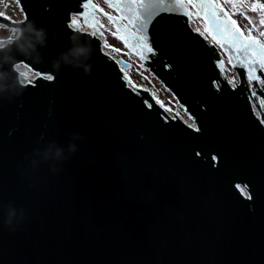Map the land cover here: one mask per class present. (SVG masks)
<instances>
[{
    "label": "water",
    "instance_id": "water-1",
    "mask_svg": "<svg viewBox=\"0 0 264 264\" xmlns=\"http://www.w3.org/2000/svg\"><path fill=\"white\" fill-rule=\"evenodd\" d=\"M14 1L23 18L0 15V25L34 22L47 41L41 63L17 56L33 76L0 100V264H264V83H249L179 10L151 22L152 53L119 39L192 128L132 85L122 74L130 63L104 54L91 29L69 27L71 15L84 23L85 0ZM72 35L92 48L90 75L52 67ZM11 208L24 212L15 232L4 224Z\"/></svg>",
    "mask_w": 264,
    "mask_h": 264
},
{
    "label": "snow or ice",
    "instance_id": "snow-or-ice-1",
    "mask_svg": "<svg viewBox=\"0 0 264 264\" xmlns=\"http://www.w3.org/2000/svg\"><path fill=\"white\" fill-rule=\"evenodd\" d=\"M105 2L109 8L118 13L117 16L105 13L108 23L116 30L117 38L123 41L125 47L136 51L141 57L145 49L148 53L153 51L147 42V31L156 16L161 12L179 10V14L191 19L193 14L187 8L190 6L196 9V15L201 17L206 25L205 33L228 54V61L232 67L245 68L249 83L252 81L264 83V80L257 75L258 70H264V43L251 35V32L256 30L259 36L264 37V31H260V27L264 26V3L250 4V11L259 13L258 24L254 23L253 18L249 17L246 12L241 11V15L252 25L248 36H245L237 26V22L230 18L229 13L216 0H115V2L105 0ZM226 2L231 4L233 14L238 8L243 9L244 7V0H226ZM83 7L86 9L81 14L84 21L83 26L91 29V34L94 36L103 35L100 29L104 25L100 24L95 17V11L102 10L97 9L91 0H85ZM80 19V16H74L69 27L73 30H80ZM122 21L126 22L123 26H121ZM105 47L108 45L105 44ZM220 67L223 68L222 61ZM22 75L27 80L28 73L22 72ZM35 75L39 76L40 73L36 72ZM44 79L51 81L53 76L47 75Z\"/></svg>",
    "mask_w": 264,
    "mask_h": 264
},
{
    "label": "clouds",
    "instance_id": "clouds-1",
    "mask_svg": "<svg viewBox=\"0 0 264 264\" xmlns=\"http://www.w3.org/2000/svg\"><path fill=\"white\" fill-rule=\"evenodd\" d=\"M18 23L23 26L10 29L7 35H0V100L8 99L10 101L14 97L20 96L26 87V79L22 75L21 62L17 60V56L31 59L33 63H41L43 60L39 49L46 47L47 30L37 27L34 22L24 23L22 21ZM69 43L71 46L67 51L60 53L51 62L53 69L59 71L62 65L70 66L73 69H82L85 75H90L92 65L87 63L92 55L90 44L82 41L76 35L69 37ZM78 138L83 139V137ZM76 151V145L70 143L68 145L69 155ZM56 157L61 163L66 159L63 157V149H56ZM51 171L57 173L59 169L53 167ZM23 216L24 212L21 210L19 218H23ZM19 218L16 209L11 208L4 219V224L11 232H15Z\"/></svg>",
    "mask_w": 264,
    "mask_h": 264
},
{
    "label": "rangeland",
    "instance_id": "rangeland-1",
    "mask_svg": "<svg viewBox=\"0 0 264 264\" xmlns=\"http://www.w3.org/2000/svg\"><path fill=\"white\" fill-rule=\"evenodd\" d=\"M216 2L221 4L224 10L229 13L230 18L237 22V26L241 29L244 35L248 36L249 29L252 28V25L249 24L248 20L245 19L243 15H241V11L246 12L249 17L253 18V22L258 24L259 13L250 11V4L255 2L264 3V0H244L243 9L238 8L235 11V14H233V9L231 7V4L227 3L226 0H216ZM97 3L100 6H103V4L100 3L99 1H97ZM0 13H2L3 16L9 18L12 21H18L23 18L22 12L14 0H0ZM195 18L196 21L194 22L195 23L194 29L195 31L199 30V33H201L200 32L201 25L203 24L197 22V20H200L197 15L195 16ZM101 22L104 25V27L101 29V32L103 33V35H101V40L103 43V50H104L103 53L108 55L110 58H112L115 61H117L119 58H123L125 61H128L130 63L127 69L122 70L123 76L128 77L132 81V85L136 86L137 88L147 90L151 94V96L155 99L157 104L167 113L169 117L173 118L175 115L189 127L195 128V125L191 120V118L183 112L182 107L175 102L171 94L165 88H163L159 84V82L153 78V76L150 73H148L145 69H143L140 65V62L136 58H134L122 46V44L113 36V30L115 29L114 28L112 29L107 24L104 18L101 19ZM10 29L11 28H6L5 26L0 27V35H7ZM260 31H264V26L260 27ZM251 35L254 38L259 39L262 43H264V37L259 36L256 30H253L251 32ZM105 44H107L108 47H105ZM111 50L113 51L111 52ZM21 67L23 72L28 73L27 78H32L33 73L29 72L28 71L29 69L22 64ZM223 75L227 80H231L232 78L236 80L235 74L227 65L225 60H224ZM123 79L125 80L126 85L129 88L133 89L131 84L124 77ZM239 188L243 195H247L244 189H242L241 187Z\"/></svg>",
    "mask_w": 264,
    "mask_h": 264
},
{
    "label": "built area",
    "instance_id": "built-area-1",
    "mask_svg": "<svg viewBox=\"0 0 264 264\" xmlns=\"http://www.w3.org/2000/svg\"><path fill=\"white\" fill-rule=\"evenodd\" d=\"M74 16H76V15H71V20H72V18ZM195 19L196 18H192V20L189 21V25L192 28V30H194V31H195V29H194L195 23L194 22L196 21ZM197 22L200 23V24L202 23L200 20H197ZM70 23H71V21H70ZM80 24H81V29L79 31L89 32V28L83 26L84 23L82 22L81 19H80ZM200 32H201L200 34L203 35V37L207 40V42L217 46V44L212 40V38L210 36H208L207 33H205L203 25H201V31ZM198 33H199V31H198ZM95 36L100 40V42H101V50H102V52H104L103 43H102V40H101V35H95ZM233 80H234V78H232L231 80H228V82L230 83V81H233ZM260 103H262L264 105V102L262 100H260Z\"/></svg>",
    "mask_w": 264,
    "mask_h": 264
},
{
    "label": "flooded vegetation",
    "instance_id": "flooded-vegetation-1",
    "mask_svg": "<svg viewBox=\"0 0 264 264\" xmlns=\"http://www.w3.org/2000/svg\"><path fill=\"white\" fill-rule=\"evenodd\" d=\"M93 2L95 3V5L97 6V8H100L101 7V9H102V11H104L105 13H107V14H109V15H112V16H115V13H114V11H113V9H111V8H109L108 7V5L107 4H105V3H103V2H101V0H99V2L100 3H102L103 4V6H100L98 3H97V0H93ZM113 2H115L114 0H113ZM189 8V10L192 12V18H195V16H196V11L193 9V8H191L190 6L188 7ZM98 18L100 19V18H102V17H99L98 16ZM199 19H200V17H199ZM201 21V20H200ZM106 22H107V24L113 29V26L112 25H110L109 23H108V21L106 20ZM124 23H126V22H124V21H122L121 22V26H123V24ZM115 32H116V30H113V36L120 42V40L115 36ZM121 43V42H120ZM122 44V43H121ZM123 46V45H122ZM124 47V46H123ZM125 48V47H124ZM133 56V55H132ZM134 57V56H133ZM134 58H136V57H134ZM137 59V58H136ZM138 60V59H137Z\"/></svg>",
    "mask_w": 264,
    "mask_h": 264
},
{
    "label": "bare ground",
    "instance_id": "bare-ground-1",
    "mask_svg": "<svg viewBox=\"0 0 264 264\" xmlns=\"http://www.w3.org/2000/svg\"><path fill=\"white\" fill-rule=\"evenodd\" d=\"M257 83H260V82H258L257 81ZM231 84V83H230ZM251 87L249 86V89H250ZM255 100V99H254ZM257 102V101H256ZM251 107H252V110H253V112L255 113V115H258V110L256 109V107H255V105H254V103H253V101L251 102ZM257 110V111H256ZM260 111L262 112V113H264V105L262 104V103H260ZM167 114V113H166Z\"/></svg>",
    "mask_w": 264,
    "mask_h": 264
}]
</instances>
